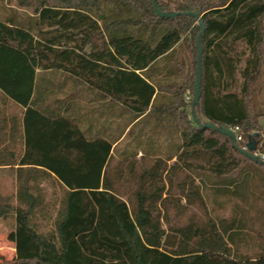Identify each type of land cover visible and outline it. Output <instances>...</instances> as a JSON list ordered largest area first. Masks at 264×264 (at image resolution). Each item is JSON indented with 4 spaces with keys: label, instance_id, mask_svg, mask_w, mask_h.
I'll return each mask as SVG.
<instances>
[{
    "label": "trees",
    "instance_id": "trees-1",
    "mask_svg": "<svg viewBox=\"0 0 264 264\" xmlns=\"http://www.w3.org/2000/svg\"><path fill=\"white\" fill-rule=\"evenodd\" d=\"M155 1L178 14L159 16L153 0H0L31 11L0 20V89L26 107L20 164L27 172L18 195L27 203L16 208L8 235L16 255L6 264H264V163L198 123L239 127L237 145L253 141L251 152L264 155L257 102L264 0ZM200 19L203 73L194 106ZM38 68L86 82L136 117L169 92L167 110L182 139L175 155L149 154L128 138L114 148L107 138H88L69 115L44 114L32 106ZM38 172L65 189L45 232L32 220L40 203L28 182ZM224 199L233 203L231 216L210 215L207 203L225 207ZM195 205L207 219L171 224V210ZM241 242L259 249L245 254Z\"/></svg>",
    "mask_w": 264,
    "mask_h": 264
},
{
    "label": "crops",
    "instance_id": "crops-1",
    "mask_svg": "<svg viewBox=\"0 0 264 264\" xmlns=\"http://www.w3.org/2000/svg\"><path fill=\"white\" fill-rule=\"evenodd\" d=\"M25 11L15 2L6 5L0 2V20L7 17L18 20V14L22 15ZM27 12L31 13L30 10ZM8 24H11L10 20ZM155 77L161 79L162 76L157 74ZM78 83L64 73L38 68L32 106L52 117L59 112L69 115L76 119L88 138H107L114 142V148L121 146L128 138L129 143L144 144L149 154L159 150L157 153L175 155L174 144L181 143L182 139L167 110L171 96L169 92L161 91L154 105L151 104L145 114L136 117L135 110L119 99L90 87L86 82ZM25 112V106L0 89V172L10 178L16 190L21 184L19 175L27 172L24 170L26 166L20 164L25 154ZM139 151L140 156L142 150ZM176 159L177 156H174L169 163ZM225 202L229 203L227 200ZM239 247L243 253L252 255L259 249L245 242H241Z\"/></svg>",
    "mask_w": 264,
    "mask_h": 264
},
{
    "label": "rangeland",
    "instance_id": "rangeland-1",
    "mask_svg": "<svg viewBox=\"0 0 264 264\" xmlns=\"http://www.w3.org/2000/svg\"><path fill=\"white\" fill-rule=\"evenodd\" d=\"M189 37L190 33L186 34L184 36V39H187ZM181 58H185V54H182ZM258 87L259 91L257 94V102L260 105L259 107H264V67ZM261 121L262 123H264V118H262ZM123 145L124 142L120 147H122ZM28 185L31 189L30 193L35 195V197H37V203H40V205L35 207L34 209L32 220L37 224L39 231H48L51 227L52 222V218L50 216L54 214L55 209L58 207L60 201L64 198L65 189L52 177H47L41 174L32 178L28 182ZM23 187L24 184H20L17 190L14 189V187H12V181L10 180V178L6 177L0 172V264L9 263L15 257V245L8 239V235L15 228L16 208L25 207V203H27L25 198L20 199L18 195L19 189ZM45 201H47V203H45ZM222 204L223 203H207L209 214L212 216H231L233 203H225V207H223ZM263 205L264 203H261L260 201L261 208H263ZM259 209L260 207L258 208V211ZM253 210L255 212H252L257 214V210ZM191 216H194L200 221H203L208 217L202 209L195 205L189 207V209L182 214H176L174 210H171L169 219L171 221V224H184L188 222ZM247 230V232L250 233L254 232V230L250 228ZM247 251L250 250L247 249Z\"/></svg>",
    "mask_w": 264,
    "mask_h": 264
},
{
    "label": "water",
    "instance_id": "water-1",
    "mask_svg": "<svg viewBox=\"0 0 264 264\" xmlns=\"http://www.w3.org/2000/svg\"><path fill=\"white\" fill-rule=\"evenodd\" d=\"M154 1V8L156 13L161 16V17H174L176 16L178 13L177 12H169V11H164L162 9L159 8L158 4L156 3L155 0ZM191 15H194L195 17L199 18V14L196 12H188ZM199 23L201 25V31L198 37V67H197V74H196V83H195V91H194V98H193V104L194 106L197 105L200 101V97H201V85H202V57H203V46L201 43V38H202V34L205 32V24L204 22L200 19ZM200 125L204 126V127H210L216 130H219L221 133L228 135L229 137L233 138L235 140V145L244 153L246 154L248 157H250L251 159L255 160V161H260L262 163H264V160H261L259 158L258 155L252 153L251 151L256 150V145L253 141H250L247 144V147H240L237 145L236 143V135L234 133V131L230 128H227L225 126H219L216 125L215 123H212L210 121H207L205 123H200L198 122Z\"/></svg>",
    "mask_w": 264,
    "mask_h": 264
},
{
    "label": "built area",
    "instance_id": "built-area-1",
    "mask_svg": "<svg viewBox=\"0 0 264 264\" xmlns=\"http://www.w3.org/2000/svg\"><path fill=\"white\" fill-rule=\"evenodd\" d=\"M235 135H236V140L237 141H242V135L239 133V127H236L235 129H233ZM256 155H258L259 157H261V160H264V155H261L259 153H255Z\"/></svg>",
    "mask_w": 264,
    "mask_h": 264
}]
</instances>
